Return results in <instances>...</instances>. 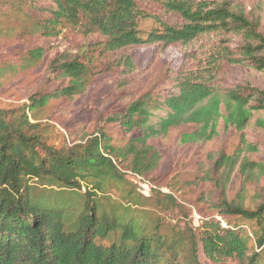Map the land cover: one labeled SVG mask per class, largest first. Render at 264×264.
I'll use <instances>...</instances> for the list:
<instances>
[{"label":"trees","instance_id":"16d2710c","mask_svg":"<svg viewBox=\"0 0 264 264\" xmlns=\"http://www.w3.org/2000/svg\"><path fill=\"white\" fill-rule=\"evenodd\" d=\"M0 3L33 23L0 84L41 67L49 86L0 108V264H201L200 251L212 264H264V0ZM143 48L145 67L133 56ZM168 50L181 64L158 74ZM105 75L118 108L57 141L37 114L73 112ZM181 129V145L222 146L165 194L160 146ZM186 188L202 221L167 231L162 214L184 208L175 193Z\"/></svg>","mask_w":264,"mask_h":264},{"label":"rangeland","instance_id":"374dc122","mask_svg":"<svg viewBox=\"0 0 264 264\" xmlns=\"http://www.w3.org/2000/svg\"><path fill=\"white\" fill-rule=\"evenodd\" d=\"M0 3V80H2V71L21 56L24 50V42L21 37L24 31L31 30V23L25 15L14 14L2 7ZM151 21L141 23V30H149L152 27ZM20 34L18 37L17 35ZM134 59L138 65L145 67L152 57V50L148 48L139 49L133 52ZM182 54L175 50H168L162 57L157 73H164L167 68H177L181 64ZM44 69L41 67L26 70L16 73L12 78L5 79L0 84V108H11L19 106L26 102L41 89H47V84ZM239 80V77L236 78ZM113 78L110 75H105L97 79L93 87L87 95L74 105V111L70 113L58 112L54 113L60 104L52 106L48 109L41 110L37 115L41 122L54 126V136L57 141H63V137L67 136V130L72 129L74 125L80 122H88L89 125L95 124L99 117L108 116L113 110L118 107L111 101L112 92L114 90ZM188 129H181L172 132L169 137L162 142L160 149L163 159L154 174L158 179L160 190L162 192L171 193L172 188L178 190L174 185L182 176L195 172L197 162L203 160L209 151L220 149L222 142L209 144L205 147L196 145H181L178 142L181 135L188 132ZM258 139L264 142V135H258ZM127 179L135 186L136 191L144 196L151 194V186L147 181L129 175ZM199 192L196 190L190 191L184 189L182 193H175L177 202L184 208L176 209L175 211L162 214L164 227L167 231L174 227H183L187 220L190 219L192 224L197 227L202 221V217L197 212V206L191 204L196 200ZM115 200L122 202V194L113 192L111 194ZM69 198H74V193L67 195ZM165 201V199H164ZM123 203V202H122ZM202 204H199L201 206ZM210 216H214L213 211H208ZM157 214V213H156ZM219 220L220 217L217 216ZM142 220H137L141 223ZM200 263L212 264L202 251H200Z\"/></svg>","mask_w":264,"mask_h":264}]
</instances>
